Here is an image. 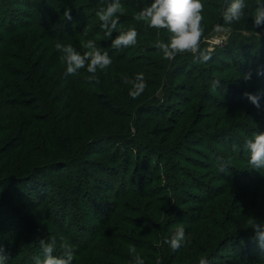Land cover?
Listing matches in <instances>:
<instances>
[{
	"label": "rangeland",
	"instance_id": "obj_1",
	"mask_svg": "<svg viewBox=\"0 0 264 264\" xmlns=\"http://www.w3.org/2000/svg\"><path fill=\"white\" fill-rule=\"evenodd\" d=\"M57 1L0 0V50L7 54L0 56V68L9 67L3 75L0 69V158L8 153L4 147L12 134L22 133L21 124L4 121L11 109L4 100L17 104L22 98L18 83L28 80L16 73H27L25 66L45 47L51 55L58 51L47 39L51 30L29 24L43 18L42 6L60 7ZM230 2L202 0L206 39L201 49H211L212 56L206 63L195 62L191 53L165 59L156 44L167 43L170 34L135 19L144 8L140 3L123 6L117 16L125 21L112 37H97L109 46L112 60L107 69H97L99 83L89 79L86 67L65 75L54 67L60 62L54 56L52 84L71 94L64 104L77 106L49 115L12 108L14 116L33 124L24 127L10 159L0 162V246L7 264H34V257L43 258L39 241L52 237L55 256L62 255L61 237L71 244L72 264H133L130 246L144 264H200L202 259L264 264V250L250 226L264 222V169L250 167L244 147L264 132V75L257 74L258 68L264 71V27L253 26L261 0H244V17L226 25L223 12ZM63 18L55 16L54 36ZM217 24L229 31L214 32ZM136 26L140 45L119 61L121 50L111 40ZM76 40L69 45L83 54L86 49ZM249 72L251 79L245 80ZM7 73L12 78L7 80ZM137 74H143L147 87L133 99L124 78ZM71 80L77 84L74 92ZM217 80L220 87L213 89ZM34 87L23 86L25 97L48 105L46 94L43 103L37 96L45 83L36 81ZM246 92L261 96V110ZM97 95L106 96L111 107L120 105L119 113L100 106ZM222 164L226 171H220ZM33 169V175H20ZM72 183L81 188V197ZM29 192L32 199L21 197ZM13 208L18 217L11 220ZM179 226L186 242L173 251L165 241Z\"/></svg>",
	"mask_w": 264,
	"mask_h": 264
},
{
	"label": "clouds",
	"instance_id": "obj_2",
	"mask_svg": "<svg viewBox=\"0 0 264 264\" xmlns=\"http://www.w3.org/2000/svg\"><path fill=\"white\" fill-rule=\"evenodd\" d=\"M246 5L244 0H231L223 12V21L226 25H231L233 22H239L244 17V9ZM204 4L202 0H152L151 4L144 7L136 16L138 21L146 22L147 26L155 29H167L169 35L168 42L158 41L156 47L163 52V56L167 60H173L177 54L191 53L195 58V62L206 63L211 56V49H201V43L206 39L204 37V28L202 15ZM123 14V6L120 0H111L106 7L101 8L97 12V16L101 21V28L105 35L112 37L113 31L117 29L119 23L117 14ZM64 17L67 20H72L71 10L65 9ZM253 26L255 28L264 27V0L257 5L254 16ZM229 29L220 24L214 26V32L223 33ZM137 31L133 28L128 31H121L114 39L111 40L113 48H127L135 45L137 42ZM257 35L262 36V33L257 32ZM56 49L62 53L60 59L66 64L65 75H76L79 69L87 68V71L92 75L90 80H95L99 83L98 77L95 75L97 69H107L112 60L106 51H101L94 41L88 40L82 42V47L86 51L81 54L71 45L57 43ZM258 75H264V71L257 69ZM252 73L244 74L245 80L251 79ZM125 83L132 85L130 96L135 99L139 97L147 87L144 81L143 74H137L135 79L129 80L124 78ZM213 89L220 87V81H214ZM247 99L258 109L261 110V96L251 93H244ZM244 147L250 152L249 165L252 169H264V132H257L253 139H247ZM226 164H222L220 171H226ZM254 220V219H253ZM251 228L255 233V239L258 247L264 250V222L257 223L255 220L251 223ZM168 243L173 251L178 250L185 242V230L183 226L177 227L175 233ZM42 249L43 258L34 257V264H72L74 259V251L71 244L61 237L60 248L62 249L61 256L53 255L57 246L55 237L50 240L41 239L39 241ZM130 253L133 255V264H144V260L140 255L136 254L135 246H130ZM8 255L0 246V264H7ZM157 264H160L157 261ZM200 264H206L205 260H201Z\"/></svg>",
	"mask_w": 264,
	"mask_h": 264
},
{
	"label": "trees",
	"instance_id": "obj_3",
	"mask_svg": "<svg viewBox=\"0 0 264 264\" xmlns=\"http://www.w3.org/2000/svg\"><path fill=\"white\" fill-rule=\"evenodd\" d=\"M111 2V0H61V1H57V4L60 6L57 9L53 7L54 10H50L51 7H47L45 9H43L42 6V12L41 15H43V18L41 20L38 21V19L36 18V20H34L33 23L29 24V26H36L38 28H40L43 31H49L50 32V36L52 37H47V39H49V41L52 42H56V43H63L65 45H69V42H71V39L76 38V41H79L81 46H82V42L88 41V40H92L95 41V44L97 45V47H99L101 49V51H106L108 54H110L111 50H108L109 46L103 42H96L97 41V37L101 38L105 35V32H103V29L101 28V21L99 20V17L97 16V12L103 8L106 7L107 4ZM152 2V0H120V3L122 6H129L131 4H133V7H135L136 3H140V5L146 7L148 5H150ZM55 3V0H54ZM72 6V7H70ZM65 9H70L71 10V16H72V20H67L65 19V17L62 20V27L57 28L58 29V34L57 36H54L53 34H51L52 29H56L55 26H53L54 24V19L55 16L59 17V15L64 16V11ZM45 12V14H44ZM98 21H97V20ZM119 20V18H118ZM119 20V23L117 25V27H120L121 25H123L125 20ZM134 29H139L138 26L134 27ZM166 31V30H165ZM139 35V34H138ZM145 42H141V44H144ZM140 44H138V42L135 45L129 46L127 48L121 47V48H117L118 51H120L121 55L119 56V61H121V59L125 60L127 57H129L131 55V53H134L136 51V47L139 46ZM83 48V47H82ZM3 56L6 58L5 55H7L6 53H2V51L0 50V56ZM62 53H60L59 51H56L53 55H51L50 53H48L47 48L45 47L43 53H40L36 55L35 57V61L33 60L32 63H30L29 65L25 66V73L24 75H22V77H20V73L17 72V79H23L25 77H28V80H23V81H19L18 84L21 85V89H19L18 93L19 95L22 96V98H20L19 102L17 104L14 103H10L9 101L4 100L3 103H5L6 108L10 107L11 109H9V112L7 114V118L4 120L8 125L11 124V122L16 121L15 123L21 124L20 125V129L22 131V133L20 132H16L15 134H12V137L8 140V142L5 144V150L8 152L6 154H4L3 156H1L0 158V162L3 159L9 160L10 159V152L13 151V153L15 152V149L18 146V143L22 140V134L24 133L25 128L29 125H32L33 122L27 123L24 122L23 119L19 118L20 116L15 115L14 116V111L12 108L13 106H15V108H20L23 111H27V112H40V114H44V113H48V115L50 113L56 114V110H66L68 108H72V109H76L74 106L77 105H66L64 103H66L67 101H69L70 99V93L67 92V90H62L61 87L58 85H53L52 84V79H55V70L53 72L52 69V64L54 63V56H56L57 60L60 62H57L54 64V67L56 68L57 65L58 67L64 69L66 71V64L63 63L60 59ZM175 58H178V56H176ZM53 60V61H52ZM52 62V63H51ZM2 68V72L1 74L3 75V73L6 71L8 72L9 67L7 66H1ZM5 72V73H6ZM12 78V76H10V74L7 73V77L6 79H10ZM44 82L45 83V88L44 90H41V94L38 93L37 96L38 98L41 100V102L43 103V96L46 94L48 96V105L43 104L42 106L40 104H38V99L37 97H32L31 98H26L25 97V93L27 92L26 88L22 90L23 86L25 85V87H27L29 90L30 89H34L35 91V82ZM107 80L105 79L104 82H106ZM68 86H71L72 90H70L71 92H74L75 89L74 87L77 85L75 80H71L68 81ZM27 84H31L32 87H28ZM19 88V86H18ZM53 89V90H52ZM29 95L30 91L28 92ZM27 94V93H26ZM28 95V94H27ZM65 95V96H64ZM108 96V95H107ZM97 102L100 106H105L108 108V110L110 112H112L113 114L119 113L118 110H120V105L117 106H113L111 107V103L107 102L106 100V96H102V95H97ZM16 120H13V119ZM67 120H70V117L66 118ZM182 120L184 121V117L182 118ZM173 121V119L171 120V122ZM23 127V128H22ZM189 136V134H188ZM192 136H189V138ZM189 138H187L186 141L189 142ZM191 141V140H190ZM10 151V152H9ZM33 170H28L25 173H20L23 174V176H28L27 173L29 172L31 175H33ZM29 174V175H30ZM16 181V180H15ZM8 182V181H7ZM12 184V183H11ZM10 184V185H11ZM72 191L73 193H75L78 197H81V188L72 183ZM17 184L15 183L14 186H16ZM17 189V187H14ZM33 192V191H31ZM24 193L21 197L23 198H29L32 199V193ZM63 206H66V201L63 202ZM8 206L10 207V205L8 204ZM8 207V208H9ZM11 208V207H10ZM95 209V208H93ZM11 210V209H10ZM98 209H95V211ZM18 212H16V210L13 208V210L10 211V218L11 220L15 217H18ZM238 235V234H237ZM236 235V236H237ZM251 237L255 238V234H253ZM221 264H227V263H221Z\"/></svg>",
	"mask_w": 264,
	"mask_h": 264
}]
</instances>
